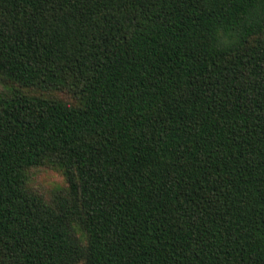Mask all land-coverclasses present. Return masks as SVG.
<instances>
[{
    "label": "trees",
    "instance_id": "trees-1",
    "mask_svg": "<svg viewBox=\"0 0 264 264\" xmlns=\"http://www.w3.org/2000/svg\"><path fill=\"white\" fill-rule=\"evenodd\" d=\"M0 84V264H264V0H0Z\"/></svg>",
    "mask_w": 264,
    "mask_h": 264
},
{
    "label": "rangeland",
    "instance_id": "rangeland-1",
    "mask_svg": "<svg viewBox=\"0 0 264 264\" xmlns=\"http://www.w3.org/2000/svg\"><path fill=\"white\" fill-rule=\"evenodd\" d=\"M2 89L3 86L2 84H0V90ZM30 178V185L33 187V189L37 190L47 197L55 192V190H57L58 188L65 185L62 174L51 168H34L31 171Z\"/></svg>",
    "mask_w": 264,
    "mask_h": 264
}]
</instances>
